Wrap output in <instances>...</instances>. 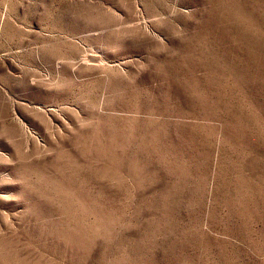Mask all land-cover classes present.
Segmentation results:
<instances>
[{"label": "rangeland", "instance_id": "obj_1", "mask_svg": "<svg viewBox=\"0 0 264 264\" xmlns=\"http://www.w3.org/2000/svg\"><path fill=\"white\" fill-rule=\"evenodd\" d=\"M0 264H264V0H0Z\"/></svg>", "mask_w": 264, "mask_h": 264}]
</instances>
